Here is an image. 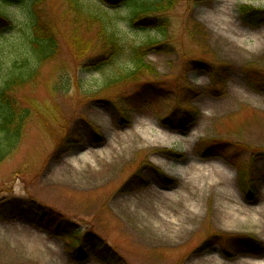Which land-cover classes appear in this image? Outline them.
Here are the masks:
<instances>
[{"label":"rangeland","instance_id":"374dc122","mask_svg":"<svg viewBox=\"0 0 264 264\" xmlns=\"http://www.w3.org/2000/svg\"><path fill=\"white\" fill-rule=\"evenodd\" d=\"M106 1L79 0L116 25L117 56L67 0L37 9L58 48L14 92L30 116L0 164V200L37 201L128 264H264L248 244L264 245V23L251 26L239 11L264 0H177L158 16H166V41L149 51L151 69L117 82L134 48L160 35L132 26L131 3ZM27 10L25 1L0 2L13 21L0 25L6 39L21 37ZM214 163L227 169L231 195L214 177H198ZM147 194L170 198L161 208V200L139 202ZM0 264L104 263L92 253L73 260L64 237L15 216L0 219Z\"/></svg>","mask_w":264,"mask_h":264},{"label":"trees","instance_id":"16d2710c","mask_svg":"<svg viewBox=\"0 0 264 264\" xmlns=\"http://www.w3.org/2000/svg\"><path fill=\"white\" fill-rule=\"evenodd\" d=\"M13 2L16 0H0V2ZM25 1L28 5V17L25 29L21 37L13 41L6 39L5 32L0 31V68L4 65V74H0V164L11 155L24 134L25 123L30 116V111L20 105L14 92L32 82L38 75V70L44 62L52 59L58 48L56 32L48 23L40 21L37 9L45 0H17ZM72 3L73 8L78 12L80 19L91 21L100 27L99 35L105 42V49H110L112 56H117L121 49L119 42L118 28L110 19L93 16L84 12L79 0H67ZM106 2L113 4V0ZM116 3V2H114ZM131 3L129 22L132 26L157 30L159 37L149 39L143 45L134 48L131 54L133 66L124 68L120 76L113 81L136 79L145 68L151 69L147 62L149 51L163 47L166 41V16L163 21L159 20L160 14L174 8L177 0H154L135 1L126 0ZM239 11L242 20L251 26H258L264 23V8H256L250 5H241ZM162 16H160L161 18ZM13 21L4 11L0 12V25L5 29H11ZM8 26V28L6 27ZM4 36V38L2 37ZM78 54L80 50H77ZM28 54V57L19 59L16 55ZM80 57V56H78ZM107 59V58H106ZM105 58L99 59L97 64H105ZM4 61V64H3ZM67 149V148H65ZM63 148V151H65ZM57 151V150H56ZM55 151V152H56ZM251 179L250 173H248ZM18 216L29 221L49 234L64 237L68 244L69 255L75 261H85L91 253L104 264H128L125 259L104 239L94 233L82 231L77 224L59 215L51 208H47L37 201L25 199L0 200V219ZM248 244L253 248V253L264 255V245L254 239H248Z\"/></svg>","mask_w":264,"mask_h":264},{"label":"bare ground","instance_id":"6f19581e","mask_svg":"<svg viewBox=\"0 0 264 264\" xmlns=\"http://www.w3.org/2000/svg\"><path fill=\"white\" fill-rule=\"evenodd\" d=\"M131 134H133V133H131ZM221 168H222L221 165H218V164H215V163L214 164H210L209 167L207 168L208 170L205 173L200 172L199 175H198V173L195 172V168L190 166V169L188 171V174L190 175V177L187 178L189 180V184H191V183H193L195 181L196 175H198V177H200V178L205 179L204 181L214 177L216 182L218 183V185H220L224 191H227L231 195L232 190H231V183H230V180H229L230 177L228 176V171L225 168L223 170H221ZM179 171L180 170L177 169V170H175V173L178 174ZM182 173H183V176H184V174H185V170L184 169H182ZM203 191H206V188L203 189ZM169 198H170L169 196H164V197L158 199V198H156L154 196H151V195L149 196V194H147V195H143L139 199V202L148 203V201L153 202V201H156V200H161V204L162 205L160 207L163 208L164 207L163 204L165 205V202H167V200ZM190 200L191 199L188 198V197L185 198V199H182V197H181V199H179L178 202L184 203V202H187V201H190Z\"/></svg>","mask_w":264,"mask_h":264}]
</instances>
